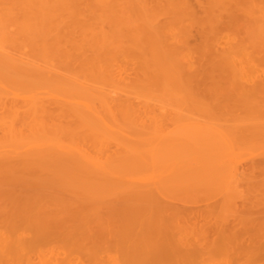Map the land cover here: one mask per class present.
<instances>
[{
  "label": "bare ground",
  "instance_id": "6f19581e",
  "mask_svg": "<svg viewBox=\"0 0 264 264\" xmlns=\"http://www.w3.org/2000/svg\"><path fill=\"white\" fill-rule=\"evenodd\" d=\"M11 1H12L13 5H11V6L7 5V8L4 7V8H6L5 10H7L8 13L7 12L6 13L8 15H9V12L12 10L11 7L14 6V10L18 14V16L22 15L25 18H30L32 20H35V22L37 21L36 24H40V25L42 24V22H47V21L51 20L53 17L57 18L59 16V18L61 17L60 18V20H61L63 15H67V18H69V16H70L71 21H73L72 19L74 18L75 19V22H74L75 26H78L79 24L81 25V22L83 20L84 21L89 20L87 22L92 25V27L89 26L92 28V30H89V33H88V31L84 30L81 32L82 35H86L87 33L90 34L91 32H93L95 34V36L97 35L99 37L96 36V41L91 40V43H89L90 42L89 37L88 38L85 37L84 40L86 41L88 39L87 42L83 41L84 45L81 42V45H83L85 48H86V46H87V48L88 47L90 48L89 45L90 44L93 45L95 43V46L93 45L94 46L93 47L91 45V48L89 49L90 52L92 51V53L94 54V55L92 54V59H93L92 64L90 63V61H92V60L89 58V63H90V65H89L88 60L86 58V55L88 57H91V56H89L88 54H86L84 52L81 53V55H79L78 58L75 56L76 59L73 58L75 60H72V58L69 57L70 54L66 53L67 54L66 55L65 52H63V53L66 56L64 55L63 57H60V55H58V54H59V52L61 54L62 50H58V49L62 48V46H63L62 42H64V41L61 40L62 42H60L59 40H57V41L54 40L56 36L52 37L53 40L55 41V43H53V47L51 46L52 45L51 43L53 40L51 39L52 41L50 42V38H49L50 44L48 46L51 48H54L55 50H56L55 47L60 46V45L61 46L57 48V51L49 50L48 47H46L44 44L45 43H46V45L48 44L47 42H45V41H48V39L46 37L50 36V33L52 34L53 32H50L49 34H47V33L42 34L41 33V35H40V32L36 28L38 34L40 35V36H36V37H39V39H41V40L37 41L38 39L36 38L37 42L34 40L33 43L41 44V46L43 47L42 48L39 45L38 49H36V52H37V50H39L40 47L42 48V49L40 48V50H39V51L42 50L41 51L42 52L41 62H42V60H44L45 53H48L49 51H52V52H50L51 55H54V53L56 54V52L59 51L58 54L56 55V57L58 56L60 58V60L64 57L66 58L68 56L66 58V60H68V62L69 61L70 62L68 64H66L67 63L66 60L63 59L66 62V63L64 62L66 65V68H63L62 70L60 68V73H59V71H58L59 69L53 70L54 68L52 69L51 66L48 65V64H50V65H52V64L47 63V62H51L50 60L48 61L47 57L45 58L47 61L44 60L45 64L43 62V65H44L43 66V65H40L39 62H37V64L35 61L31 62L32 60L28 56L29 55L28 53H30L31 50L30 51L27 50L28 53L26 51L27 55L26 54L25 55L27 56L28 59H26V57L23 58L24 56H21V55L22 54L24 55V53H22V54L18 53V51H15L16 49H14L15 52L7 50L8 49L7 47L9 46V44L12 47H14L13 42L14 41L16 42V40L13 39V41H12V37L16 38L17 35L15 36L14 33H13V35L11 33L12 37L10 36L11 38L9 37L10 39H7L5 37H7L8 34L6 33L7 34L6 35L5 32H4V34L2 32H0L3 35H5L4 38L8 41V43H6V44H8V46H6L5 43H3V45H0V109L2 107H4L5 110H8V112L10 113V116H11V114H16V115L18 113L21 114V112L23 111L22 113H24V118L22 121V123H23L22 126H25V129L31 130L30 132L27 130L28 133H30L29 136L27 134H25V131L23 129H21V127L19 128V126H21V125H19V123L16 122L17 117H13V115L11 117L8 116L9 119H7V120L5 118H1V119H3V121L0 119L1 120L0 126L3 130L4 135L2 133L1 134L5 138L4 141L0 139V184L1 185H6V184L25 185L26 187H29L28 189L22 190V191H18L16 189H9V190L3 189L2 192L0 191L2 197H6V198H8V196H14L15 197L14 198L15 201H13V203H12L13 206L10 209L5 210V213L0 214V216L3 215V217H1L2 219L0 218V222H2L3 219H5L3 221L5 223L2 222L0 225V253L2 254V255H0V261H2L1 256H2V258H5L7 256V258H5V259H9V260H10L11 256H12V259H14V257L16 256V258H15L16 260H18L20 257H21V260L24 258L26 259V257H28L30 254H32V252L29 253L28 251H30V249H32L33 246H34V248H36L43 241L44 242H46V241L47 242H50V241L55 242L56 241L55 243H57V244H59L61 242L62 245L61 244L60 245L63 247H65V245H70V244H73V245L80 247V248L86 247L88 249V254H89V252L95 251L94 256L97 254H98V257H99V255H102V259L95 256V258H97L95 260H99L97 262L102 263V264H109L110 261H107L108 259L106 261H104L103 257H105L106 255L103 256L102 253L99 254L97 252L100 249L104 248V246L106 244L116 246L118 243L117 242L118 238L121 237L119 235H118L119 236L118 237L116 232H119L118 230L123 229L124 231H126V235H124V237H123L124 241H122L120 243L123 245L122 247L125 249V250L123 249L124 254H125V257H124L125 259H123L124 261L122 260V262L117 261V260L114 261V259L117 258V257H115L114 259L112 258L113 261H111L110 264H159V261H161V260L156 261V259H159L158 257L162 256V254L165 253L164 250H166L165 249L166 246L163 245L164 241L162 239L165 238L166 235H167L166 237H168L171 234V232L169 233L168 232L169 230H167L169 225L167 226V228L164 226L167 224H164L163 222L167 223L166 222L167 218H169V217H167V218L165 217L166 218L165 219L164 214L169 212L170 217H171V214L178 216L179 213H182L181 210L183 209L181 207L182 209L178 210V208H176L175 206H173L171 204H168V202H166V201H165L166 203L163 202V199L160 200L161 197L164 198L162 195L164 193L166 194L170 191L178 190V187H180V186H183V187L186 186L184 181L189 186H197V184H201L202 186H206L208 184V182L209 181L211 182L212 180H213L212 183L215 182V185H216L219 182L224 181L223 183H219V186H221V184H224L225 182H227V184H228L227 187H229L233 183L232 181H234L233 178L235 177L234 174H232V172L225 173V171L226 170L228 171L229 168L226 170L224 169V162H223V158L221 157V155L223 156V154L220 152L221 149L223 148L225 150V147H227V146L223 147L224 144L221 145V143L223 142V140L225 138L224 137L225 132L224 133L222 132L224 130L223 129L224 127L222 128L220 126L221 130L222 129L223 130L219 131L218 130L219 127H217V129H215V127H212L213 123L212 122L210 123V121H209V123L212 126L205 125L206 127H203V129H202V127L199 126L200 123H198V125H196V126H193V127L191 126V128L189 127L190 128L189 132H188V128H187V134H186L185 133L186 132L185 126H187L188 124L192 125L193 123L190 124L188 121V123L185 126H183L185 128V130L182 129L183 127L178 126L179 121H178V113H177L178 110L177 109H179L178 104L180 103V102L178 103V101H179L178 89L180 91V90H182V89H180V87L181 88L183 87L186 89L187 95L192 96L193 94L197 93L195 91L199 87L198 86L199 83L197 84L198 87L196 86L197 88L193 87L195 85L194 80L196 82L200 81V79L201 80H208L209 79L211 81L217 80V79L222 77V71L224 69H227V68L230 70V74H232V76L234 77L233 78L234 82H236V83H238L237 80H239V79L244 80V81L246 80V82H245L246 84H247V81L260 83L261 79H259V81H258V77H261V76L260 75L258 76L257 74L255 76V74L253 73V69L256 68V64L260 65L261 63L260 64L255 63V61L258 59H256V60L253 59L254 64H255V66H253L254 64H253V62H251L252 59L250 58V56H252V54L256 55L255 53H257V52L255 49H257V51L258 50L261 51V52H258L259 54L260 53L263 54V52H264L263 49L260 48L261 49L260 50L258 47H254V46H256L255 44L252 46V44L254 42L252 43L251 41L256 42L257 41L255 39L256 36L254 39L252 38L254 36H250L252 38V40L250 38V41H249V44L251 42L250 47L255 50L254 51L253 49H250L251 51H253L252 53L250 52V50H247L244 48L246 46L243 43L247 42L248 40H246L243 37H240V38H243L242 42H241V39L239 41V37H238V39H236L237 37H235V39L233 37V39H234L233 43H235L236 46H235V44H234V46H233V44H229L230 47L228 49L218 48L217 46L221 45L220 42L222 40L220 41V39L222 37L220 38V36H219L221 31H220V33H218L219 30L217 28L218 27L217 19L219 18V15H221L223 12L226 13L227 11H229V9L228 8L226 9V7L222 6L224 3L223 2L221 4V6H219L220 10H221L220 11L221 14L218 15V14L213 12V8H212L211 4L208 3V1H209L208 0L207 1L208 6L205 5L206 6V7L204 6L205 9L203 8L206 12V13L204 12V15L207 14V16H208L207 17L208 18L207 19V22H208L207 25L209 24L208 29H210V31H207L206 33L212 32L211 34H213V37L210 38V33H209V37H207V35H205V39L203 38L204 39V43H203L204 46L202 44L203 48H202L201 52L197 55L198 57H197L196 61L195 60L193 61V59H194L193 52L191 50H188V49L186 50V44H187V42H189L188 41L189 37L187 38V36H186V38H187L186 39L185 35H188L187 33L189 32V30L188 29H186L185 31L182 30L183 32H186V31H188V32H186L184 34H179L180 38L175 37V38H177V39H175L172 37L174 40L173 41L171 40L172 41V45H171L170 44L171 38H168L166 36V35H168V34H166L168 32L163 34L164 26H166V25L163 26V25L159 24V22H157L158 20L156 21V19H154V18H156L157 14L154 13L155 14L154 15L152 12L148 13L147 7H146V2H145L147 0H134V1L131 0V2H135L137 4L138 8H140L139 11L141 12V15L139 14L138 10L135 9L134 11H136V13L138 12V15L142 16V19L140 18L141 19L140 23H138V20L137 21L135 20L136 21L135 24L132 23V25H135L134 27H137L134 29H133V27L132 28L126 27L125 29H120L118 27H123L124 24H126L124 22V20L123 21L119 20L121 22V24H122V22H124L122 26H119L117 24L119 22L114 24V21H113L114 19L112 20V18H110L111 13H114L113 15L115 18L116 14H115V11L113 12V10H114L115 5L118 3V0H11ZM172 1H173V4H172ZM172 1L169 0V2H171V3H169L171 8H174V10H175V8L178 6V9L180 12L183 10V11H187V15L191 14V19H193L192 16H195L197 14L194 12L195 8L193 9L192 5H190V3H189V0H180V3L184 6L183 8H181L179 0H172ZM198 1H200V0H198ZM202 1L204 3L205 0H202ZM223 1H225V5L227 6L228 1L227 0H223ZM253 1L256 2L257 8L259 9V11L262 14V18L259 19L258 16L255 15V12H253V16L255 15L257 19L255 18V16H254V18H252V12H248L249 10H247V12L250 13L249 14V15H251L250 18L257 20V21L252 20L254 23H257V22L262 23V25H260V28H259L261 31L258 29H255L254 27L253 28L255 30H257L256 34H254V35H257V33H259V31L261 32V36H260V33L257 36L260 37V39L262 37L263 42L259 43V44H260V46L261 45L264 46V0H253ZM239 2H238V4H240ZM7 3H8V1H7ZM7 3H5V4H7ZM10 3L11 2L9 0L8 4H10ZM135 3L134 4L131 3V4L135 5V7H136ZM154 3H155V1H154ZM219 4H220V2H219ZM234 4H237L236 0H235ZM247 4H250V3H247ZM120 5L123 6V4H120ZM147 5H149V4L147 3ZM164 5H165V2H164ZM166 5H167V7H169L167 2H166ZM201 6L203 7L202 3H201ZM249 6L251 9L254 10L253 5H252V7H251V5H249ZM228 7H230V6H228ZM0 9H2V8H0ZM130 9H131V7H130ZM200 9H201V7H200ZM230 9H231V7H230ZM245 9H244V13H245ZM122 10H124V9H122ZM152 10H154V7H153V9H150L149 11H152ZM156 10H154L153 12H156ZM166 10H168V9L166 8ZM174 10L170 11V13L173 14ZM241 11L243 12V10H241ZM2 12H3V10H2ZM124 12H126V11H124ZM176 12L177 11L175 10V14H176ZM215 12H216V10H215ZM4 13H5V11H4ZM11 13H12V11H11ZM116 13H117V11H116ZM118 13H119V11H118ZM181 13H183V12H181ZM236 13H237V10H236ZM236 13H234L233 10L228 13L229 19H228V22L226 21L228 29L234 28V30H235V28L237 27L238 23H236V22H238V21H236V20H238V18H236V15H235ZM150 14L154 15L153 16L154 20L150 18ZM164 14H165V11H164ZM261 14H260V16H261ZM12 15H11V18H12ZM119 15H120V13H119ZM177 15H179V14H176V17H177ZM180 15H182V14H180ZM258 15H259V13H258ZM111 16H112V14H111ZM0 18H2V16H0ZM25 18H23V19H25ZM65 18H66V16H65ZM117 18H118V16H116V19ZM174 18H175V15H174ZM178 18H179V16H178ZM205 18H206V15H205ZM2 19L4 20V18H2ZM38 19L41 20L42 22H39ZM130 19H129V21H130ZM14 20H15V18H14ZM63 20L65 21L68 19L63 18ZM195 20L196 19H194V21ZM200 20L198 19V21H195V22H197L196 24H198V22L200 21L199 26H202V28H203V26L206 24V21H205L204 25H202L204 20L203 19H200ZM0 21H1V19H0ZM71 21H69V22H71ZM132 21L133 20H131L130 23ZM135 21H133V22H135ZM54 22H56V21H54ZM187 22H186V24L188 25ZM195 22H194V24H195ZM240 22H242V21H240ZM50 23H51V25L50 24L49 25L52 27V30H53L55 28V27H53L54 23L51 21H50ZM65 23H66V21H65ZM127 23H128V21H127ZM192 23H193V21H192ZM0 24H1V22H0ZM3 24H5V23H3ZM22 24H24V21H21V23L19 24L20 26L24 27ZM57 24H59V23H57ZM66 24H64V25H66ZM82 24H84V22H82ZM42 25L45 26V24H42ZM173 26H175V25H173ZM239 26H240V23H239ZM239 26H238V28L241 29L240 28L241 26L240 27ZM242 26H244V24ZM22 27H21V29H22ZM34 27H35V25H34ZM46 27H47V25H46ZM62 27H63V24H62ZM65 27L66 28L68 27V28L67 29L64 28V30L65 29L67 31L70 30L69 25L68 26L66 25ZM80 27H82V25L79 26L78 28H80ZM245 27H246V25H245ZM3 28H4V25L2 26V29ZM28 28L30 29V26L29 27L25 26L23 29L28 30ZM59 28H61V26H59ZM93 28H95V30H93ZM202 28H200V30ZM204 28H205V29H203L204 31L208 30V29H206L207 27H204ZM249 28H251V26H249ZM253 28H251V29L253 30ZM5 29H6V27H5ZM21 29L19 28V31ZM49 29H51V28H48L47 30H49ZM56 29H57V26H56ZM73 29H75V28H73ZM195 29H196V27H195ZM9 30H11V29H9ZM25 30H23V31L25 32ZM27 30H26L27 34H30L31 33L30 31H32L31 34L34 33L33 32L34 30L32 29V27H31V30H28V32H27ZM76 30L77 29H75V31ZM126 30H128V31H126ZM178 30H179V28H178ZM6 31H7V29H6ZM70 31H71L70 33L75 32V31L73 32V30H70ZM240 31H242V30H240ZM11 32H12V30H11ZM21 32L22 31H20V33ZM57 32L58 31L55 30L54 34H52V35L57 34ZM77 32L80 33L79 31H77ZM77 32H76V34H77ZM83 32H85L86 34H84ZM247 32L248 31H246V33ZM20 33H18V34H20ZM68 33H69V31H68ZM81 33H80V35H81ZM93 33L90 34L92 36V37L90 36L92 39H94ZM179 33H180V31H179ZM203 33L204 32H202V34ZM45 34H46L45 38L47 40L43 39L44 43H39L42 41L41 37L43 35L45 36ZM88 34H87V36H88ZM249 34L250 33H247L248 36L245 35V37L249 38ZM80 35L78 37V40L80 39V37H82ZM174 35H176V34H173L172 36H174ZM226 35H227V33H226ZM61 36H64V35L61 34L59 36V34H58V37L61 38ZM176 36H178V32H177ZM188 36H190V33ZM218 36H219V38H218ZM58 37H56V38L58 39ZM203 37H204V34H203ZM0 38H1V36H0ZM4 38H3V40H5ZM19 38H20V36H19ZM62 38L64 39V37H62ZM82 38H84V37H82ZM167 38L169 39V41ZM24 39L22 42L27 44V41L25 40L26 41L25 42ZM10 40H11L12 44H11ZM73 40H74V44L75 43L76 44L74 47L72 45L71 46L73 48H77L76 46H78L77 43H79V41L76 42V40H77L76 38ZM186 40H187V42H186ZM15 42H14V44H15ZM230 42H231V40H230ZM236 42H239L240 44L236 43ZM66 43H68V42H66ZM70 43L71 42L69 41L68 44L70 45ZM119 43L122 45L123 44L126 45L128 48L127 51H129V52L132 51V54L135 53L136 57H138L139 59L141 58L140 59L142 61L141 64H143V67L146 68V71L144 73H142L144 69L142 70L140 68L142 70V72L140 74H142V76H144V77H140L141 75H138V78L137 79L135 78L136 81H134L133 84L127 83V85H126V82H125L124 87L127 86L126 88L128 89V86L130 85L129 90L122 88V86H120V84L124 83L123 81H126V79L130 78V77H128V76L126 77L124 75L125 76L124 78H126V79L125 80L123 79V81H120L121 79L118 78L120 72H118L116 67H114V66H117L115 64H118L115 62V61L118 62V60H115V59H117L115 57V55L118 53H120V54L122 53V56H123V52H124L123 50H119L116 53V51L118 49L122 48L121 46H117V45H119ZM1 44H2V42H1ZM16 44H17V46L19 45L18 43H16ZM71 44H73V43H71ZM249 44H247L248 48H249ZM35 45H32V46L35 47ZM54 45H57V46L54 47ZM65 45H67V44H65ZM113 45H115V46H113ZM20 46L22 47L21 43H20ZM24 46L26 48L27 45H24ZM36 46H38V45H36ZM116 46L120 47V48H116ZM263 46H261V47H263ZM72 47H71V50L73 49ZM63 48H65V47H63ZM68 48H69V46H68ZM81 48L78 47V49H81ZM85 48H83V49H85ZM89 50H87V51H89ZM39 51H38V54L40 55L41 52H39ZM79 51H82V50H79ZM79 51L77 50L76 53H78ZM120 51H122V52H120ZM196 53H198V52H196ZM124 54H125V52H124ZM259 54H257V55H259ZM34 55H36V54H34ZM126 56H128V54ZM259 56H258V58H259ZM262 56H263V60H264V54ZM36 57H37V55H36ZM56 57H54V58L56 59ZM73 57H74V55H73ZM126 58H124V59H126ZM261 58H259V60H261V62H263ZM32 59H34V57H32ZM26 60H28V61H26ZM72 61H74V63L78 62L79 65H77L78 68H75V70L69 71V70H71L70 69L71 65H73V67H74V63ZM141 61H139V62H141ZM258 61H256V62H258ZM251 63H252V66H251ZM87 65L90 66L89 67L90 69L84 68ZM56 66H57V64H56ZM117 67H119V65ZM123 67H125V66H123ZM253 67H255V68H253ZM137 68L139 69V65H138V67H136L134 69L132 67L131 71L134 70L137 72ZM250 68H253V69L250 70ZM257 68L260 69V66H258ZM64 69H69L68 70L69 73L66 72L68 74H63V73H65L63 71ZM77 69H79V70H77ZM115 69L117 71H115ZM124 69L125 68H123V70ZM128 69H129V67H128ZM140 69H139V71H140ZM123 70H121V71H123ZM229 70H226V72ZM61 71H63V72L61 73ZM87 71L89 73H86ZM139 71H138V73H139ZM256 71H258V70H256ZM116 72H118V73H116ZM132 74H134V73H132ZM135 74H134V77H135ZM261 75H263V74H261ZM230 78H232V77L230 76ZM133 79L131 78L130 79L131 82H129V83H132ZM190 79H193V81H192L193 86L192 87L190 84V82H191ZM235 79H236V81H235ZM262 80H263V78H262ZM187 81H189V83ZM214 82H216V81H214ZM218 82H220V81H218ZM262 84L263 83L259 84V86H258L259 90L261 89L260 85H261V87H263L264 84L263 85ZM248 85H250V84H248ZM108 86H110V88ZM133 86H137V87H139V89L136 90V88H134ZM211 86H212V84H211ZM211 86H209V87L211 88ZM216 86H214V87L217 88L218 86L217 87ZM253 89H255V88H253ZM253 89H252V92L254 91ZM262 89L264 91V88H262ZM199 90H201V89H199ZM248 90H249V88H248ZM250 90H251V88H250ZM249 92L251 93V91H249ZM254 92L252 93L253 95H255ZM213 93H214V91H213ZM213 93L211 95L212 97H213V95H215ZM231 93H233V92L231 91ZM197 95L199 97V94H197ZM202 95H203V93H202ZM258 95H259V92H258L257 96H255V97L257 98ZM207 96H209V95H207ZM243 96L241 95V97H243ZM261 96L262 95H260L258 98H260ZM18 97L19 98L23 97L25 100L23 102H19L17 100ZM193 97H194V95H193ZM263 97H264V95L261 98H263ZM136 98H144L145 100H143V101L145 102V104L149 103L147 101L148 100L151 101L150 100L151 98H153L155 100H159L160 102H164V104H166L167 100L171 101V103L167 102V104H168V106L169 105L172 106L173 111H175V114H174V112H172L173 114L171 113L173 115V118L170 117L172 119V121L174 122L173 124L175 125V128L172 129V127L170 126V125H173L172 123L167 124V125H169V127H167L169 129L164 128L163 126L166 125L165 123H163L164 120H159V116L157 117V116L151 115L152 114L151 112H153V115H157V113L154 114V112H155L154 110H156V108H155L156 104L160 103L158 101L156 104L155 103L154 104L149 103V104H146L143 106L144 113H146V115L149 118H152V117L156 118L157 117L158 121H157V119H156V121L153 120V124L148 125L147 122H145V120L143 119L144 117H141L143 109H140V110L138 109L141 113V115L139 114L140 118H142L140 120V118L135 114L137 112V107H136L137 104L135 105V103H134V100ZM188 98H190V97H187V100H188ZM234 98H236V97H234ZM240 98H237L238 101H240L239 100ZM261 98H260V100H261ZM204 99H205V96L202 100L198 99V101L201 100L200 102L202 104H205L207 99L206 100H204ZM210 99H212V98L210 97ZM253 99H254V97H253ZM180 100H181V98H180ZM193 100L194 99H192V101ZM196 100L193 102H191V101L190 102L192 104H194V102H196ZM225 100H227V99L225 98ZM225 100L222 99V101H225ZM243 100H244V98H243ZM138 101H140V100H138ZM136 102H137V100H136ZM200 102H198V105ZM141 103L142 102L140 101V105H139V102H138L139 107L141 106ZM182 103H184V102H182ZM218 103H221V102H218ZM162 104L163 103H161V105ZM209 104H210V102H209ZM209 104H206V106L205 105H202V106H205L203 108H206V107L208 108ZM159 105H157V107H159ZM234 105H236V103L233 104V106ZM243 105L246 106L247 104L245 105L242 103V107H243ZM165 107H166V105H165ZM165 107L163 105V107L160 106L159 108H162L160 110H163ZM141 108H142V106H141ZM151 108H153L154 110ZM174 108H176V109H174ZM182 108L184 109V107H182ZM199 108H202V107H199ZM235 108H237V107H235ZM245 108L246 107L243 108L244 112L246 110ZM262 108L264 109V107H262ZM233 109H234V107H233ZM164 110H167V108ZM164 110H163V113H164ZM221 110H222V108H221ZM243 110H241V111H243ZM238 111H240V110L237 109V113H238ZM247 111L249 112V110H247ZM256 111H258V110H256ZM259 111H262V110L259 109ZM6 112L7 111H5V113ZM149 112L151 114H147ZM167 112H166V114H167ZM263 112H264V110H263ZM5 113L3 112V114H5ZM205 113L210 115L209 113H211V112H205ZM228 113H230V112H228ZM231 113H230V115H231ZM160 114H158V115H160ZM168 114H169V116L171 115L170 111ZM234 114H235V112H234ZM212 115H214V114H212ZM243 115L246 116V114H243ZM247 115H248V113H247ZM261 115L262 114H260V116ZM56 116L59 117L58 119H60V121H65L67 119L66 121H68L69 124L67 122L68 125L66 124V126H65L64 124L66 123V121H65V123L62 122V124H61L59 120H58L59 123L57 122L58 123L57 124L55 122V121H57ZM150 116H152V117H150ZM169 116L168 115L166 116L167 119H169ZM223 116L225 117V115H223ZM245 116H243V117H245ZM258 116H259V114H258ZM0 117H2V116L0 115ZM243 117H242V119H243ZM250 117L253 118V116H251V115H250ZM261 117L264 118L263 115ZM155 118H152V119H155ZM230 118L231 119L233 118L232 115L230 116ZM18 119L20 120V118H18ZM161 119H163V116ZM227 120L230 121L229 118ZM233 120H234V118H233ZM159 121H160V123L162 122V124H160ZM172 121H170V122H172ZM244 121H246V119ZM250 121H251V119H250ZM259 121H260V119H259ZM124 123L126 126L129 127V129L131 128L130 130H132L133 128L140 127V129L142 128L143 131L139 132L137 134L132 133L133 135L131 136L129 134V131H127L128 127L126 128L123 126ZM250 123H252V122H250ZM261 123H262V120H261ZM261 123L259 124L256 122L255 124H257V125L254 124L255 125V126L253 125L254 127L249 126L251 128H254V132L252 131L255 135L254 137L259 136L260 134L264 135V125H262V124H264V122L262 124ZM246 125H247V123H246ZM248 125L246 126V129H247ZM144 127H146V128L148 127L147 128L148 130H144L145 129ZM178 127L181 128V131L182 130L184 131V134H186L185 137L178 133V129H179ZM170 128H171V130H170ZM151 129H153V130H151ZM229 130L230 129H228V131ZM245 130L242 133L243 135L241 134L243 139H241V140L239 139L240 141L243 140V142L245 141L244 140L245 139L244 133L247 131V130L246 131ZM250 130H252V129H250ZM225 131L227 132L226 135L228 133L232 134V132H228L227 130H225ZM131 132H133V131H131ZM235 132H236V130H235ZM238 132H236V133H238ZM248 132H250L252 134L251 131H248ZM240 133H241V128H240ZM250 133H249V135H246L248 137V139L249 138L252 139V137H250L251 136ZM178 134L180 135L179 136L180 138L178 137ZM229 135L227 136L228 138H229ZM263 135H262V137H264ZM66 137L68 140H66ZM237 137H236V139H237ZM228 138H225V139H228ZM233 138H235V137H233ZM251 139H249V141ZM239 140H238V142H239ZM229 141L230 140H228V141L226 140L227 143H231ZM252 141H253V139H252ZM224 142H225V140H224ZM113 145H115L117 147V149L115 152L110 153L111 152V151H109L111 149L110 147ZM242 147H243V145H242ZM184 148L188 149L187 152L190 153L188 156L182 155L185 153V152L183 153L182 151H186V150H183ZM114 150H112V151H114ZM230 150H232V149H230ZM191 151H192V153H194L193 155H192ZM222 152H223V150H222ZM180 153H182V154H180ZM229 153H231V152H229ZM225 154H224V156H225ZM232 154L234 155V151H233V153H231V156H232ZM224 158H227V157H224ZM263 161H264V159H263ZM260 163H261V161H260ZM230 166H233V165L230 164ZM236 167H234V168H236ZM263 167H264V165H263ZM252 168H254V166ZM135 169L139 171V174H136L135 172H133ZM234 171H235V169H234ZM241 171L242 170H240V172ZM262 174H263V172H262ZM188 180H189V182H188ZM191 183H193V184L191 185ZM40 184H41V186H44V187H41ZM178 184H180V186H178ZM47 186H49V187L53 186L54 191L53 192L49 191L48 190L49 187H47ZM210 186H212V185H210ZM237 186H238V183H237ZM35 187L44 188L45 190L47 187V190L44 191L43 193L38 192V191H34V189L30 190V188H35ZM212 187H214V186H212ZM180 188H182V187H180ZM238 188H239V186H238ZM263 188H264V185H263ZM228 189H227V191H228ZM195 190H196V188H195ZM229 192H231V191H229ZM24 193H28V195L24 194ZM66 193L68 195H71V194L74 195L75 198L81 197V199L84 198V199L90 200V201L95 200V201L100 202V203H98L99 205L96 207L93 206L94 208L90 213L85 212V211H87V209L85 208L86 205H85V207L83 206L85 203L80 201L81 200L80 198L78 200L79 203L77 201H75V202H72V204L67 205V203H68L67 202L66 205H64V206L62 204H64L66 200L65 201H64V199L59 200V201H63L64 203L59 202L57 204V207H54L51 209H49L48 207H42V206L41 207L33 206L30 208L27 207L30 200L37 197V196L44 197L45 194H50L51 196H53V198L57 197V198L61 199V197L63 198V196H65ZM39 194H41V195H39ZM201 195H202V193H201ZM232 196H234V195H232ZM142 200L146 201V208H149V207L151 208L150 205L152 204V208L154 209V211H156V212L158 211V212L156 214H155V212L151 213V214H147L146 208H142L143 207ZM174 201L176 202V200H174ZM227 204H228V202H227ZM60 205L63 206L62 207L63 209H65L63 211V213L58 211L59 208L61 207ZM66 208H68V209H66ZM184 210H186V209L184 208ZM184 210H183V213L181 214L182 219L183 218L185 219V216L187 219V218H189V217H187V215L183 216V214H185ZM186 211H188V210H186ZM262 212H264V210ZM159 215H160V218H164V219H162V221L159 218ZM181 215H179V216H181ZM155 216L159 218L158 221H154V220H157ZM153 217H154V219H153ZM150 218H152L153 220ZM256 218L257 217H255V219ZM171 219L169 218L170 222H172L174 220L172 217H171ZM246 219H247V217H246ZM263 220H264V218H263ZM263 220H261V222ZM175 221L177 222L178 220H175ZM249 221H248V223H249ZM244 222L246 223L245 220H244ZM251 222H253L252 219H251ZM2 224H5V226ZM210 224L213 226L214 225L213 221H212V223L210 222ZM228 225H231V224H228ZM252 225L253 224H251V226H249L250 229L252 227H254ZM262 225H263V223H262ZM262 225H261V228H262ZM133 227L136 229L137 228H140V229L136 231ZM207 227L209 228V226H206L205 228H207ZM234 227H236L235 224H234ZM249 227H247V228H249ZM163 228H165L166 231L162 232ZM174 228H177V226ZM201 228H203V227H201ZM255 228H256V226H255ZM132 229L135 230L134 231L135 235L131 234V232L133 231ZM263 229H264V227H263ZM226 230H228V228ZM217 231H219V228ZM136 232H137V234H136ZM223 232H224V229H223ZM236 232H238V231L234 230V232H232V229H231V232H229L230 235L228 234L230 236V238L227 235H225L229 239H232V241L234 243L231 240L228 242L233 243V245L236 244L237 246H240L241 244H243L245 242L248 243V240L242 238L241 235L239 236L238 234H236ZM163 233H164V235L161 236V234H163ZM207 233H208L207 236L200 234V235L204 236L205 238H203L202 236H199V235L198 236L201 237V239L202 238L205 239L206 242L208 241V243H209L210 242L209 237H208L209 236V230ZM215 233H216V231H215ZM220 233H222V232H220ZM256 233H257V231H256ZM120 234H121V232H120ZM173 234H172V236H173ZM176 234H178V240H177L178 241L177 242V244H178V248H177L178 249V259H176V261L178 260V264H185L184 262H186V261H184V259H186L188 257L187 254L190 252L184 251V250L182 251L181 247L188 248L189 245H191L193 242L190 244V242H191L190 240H192V239L187 238L189 235L185 234L186 235L185 236L183 233L179 234V232ZM137 235H138V237L140 236V238L138 239V237H137V239L139 240V245H138V249H135L137 247L136 246L137 239L134 240L133 238H135ZM155 235L158 237H156ZM179 235L180 236L184 235L185 238L184 237L182 238ZM195 236L196 235H194L193 239L196 238ZM198 236H197V238H199ZM257 237H258V235H257ZM173 238H174V236H173ZM228 238H226V240ZM201 239L199 240V243L202 244V248L203 247L205 248V244L201 241ZM195 241H196V239H195ZM195 241H194V243H195ZM214 241H215V239H214ZM214 241H212L210 243H213ZM250 241H252V239ZM151 242L153 244H150ZM170 242H172V240ZM174 242L175 241H173V243ZM197 242H198V240H197ZM161 243L165 248L161 245ZM173 243H171V246H174L175 243L174 244ZM208 243H206L207 249H204V248L202 249V252L204 251V253H203L204 256L205 255L207 256V254L209 256V253L213 249L211 248V250H209L208 248H210L212 245H216V243H215V244H210L211 245L210 246V245H208ZM192 245L195 246V244H192ZM228 245H227V248H228ZM230 245H232V244H230ZM262 245H263V243H262ZM167 246H170V245L168 244ZM247 246H245L246 251H243L244 253L247 254L246 257H243L242 254L239 255L237 253L238 251L240 252V250H238L239 247H238V249L235 250V251L238 250L235 253H237L240 257L242 256V258H246V259H243L245 262H246V260H249L250 257L254 259L253 256H255L257 254V253H255V249L253 250V247L251 245L250 246L252 248H247ZM163 248H164V250H163ZM195 248L196 247H194L193 250H195L196 252L198 251L201 254V251L196 250ZM240 248H242V247H240ZM262 248H264V246ZM177 249H175V250H177ZM234 249H235V247H234ZM247 249H249V250L247 251ZM96 250H98V251H96ZM187 250H189V249H187ZM135 252H137V253H135ZM27 253H29V255H27ZM39 254H41V252H39ZM212 254H214V253H212ZM229 254H231V253H229ZM3 255H5V257ZM224 255H225V253H224ZM18 256H20V257L18 258ZM22 256H23V258H22ZM30 256H29V259L31 258ZM163 256H166V255L163 254ZM169 256L171 259H172V257L176 258V256L175 257L171 256V254ZM32 257H34V256H32ZM231 257H232V254H231L230 258ZM255 257H257V255ZM227 258H229V257H227ZM230 258L228 260H230ZM15 259H14L12 264H14V262L16 261ZM25 259L22 260V261H24V264L26 262H27V264H33V262H34V260H32L33 258L30 259L31 263H30L28 258H27L28 260L26 259L27 261ZM165 259H167V258H165ZM165 259H163V261ZM232 259H234V258H232ZM22 261H20V259H19V262H22ZM235 261H237V260H235ZM11 262H12V260H11ZM17 262L18 261H16V263ZM105 262H107V263H105ZM169 262L171 263V260H169ZM58 263H59V261H58ZM172 263H173V261H172ZM246 263H249V262L247 261ZM19 264H22V263H19Z\"/></svg>",
  "mask_w": 264,
  "mask_h": 264
},
{
  "label": "rangeland",
  "instance_id": "374dc122",
  "mask_svg": "<svg viewBox=\"0 0 264 264\" xmlns=\"http://www.w3.org/2000/svg\"><path fill=\"white\" fill-rule=\"evenodd\" d=\"M7 1H8V3H9V0H0V8H2V9H0V16H2V18H4V20L2 19V18H0L1 19V24H0V32H2L3 34H4V32H5V34L7 33L8 34V36L7 37H5V38H7V39H10L11 37H12V35H13V33L15 34V36H16V38L15 37H12V41H13V39L14 40H16V42H15V44H14V42H13V45H14V47H12L10 44H9V46H8V44H6V43H8V41L4 38V36L5 35H3L2 33H0V36H1V38L3 37L5 40H3V38L1 39L0 38V45H3V43H5L6 44V46H8L7 48V50H10V51H12V52H15V51H18V53H24V55L22 54L21 56H24L23 58H25L26 57V59H28L27 58V54H26V51L28 50V51H30L31 50V52L30 53H28V51H27V53L29 54L28 56H29V58L32 60L31 62H36V64H37V62H39V64L40 65H43V62H44V60H46L45 58L47 57V59H48V61L50 60L51 62H47V63H51L52 65H50V64H48L49 66H51V68L53 69V70H55V69H59L58 71H59V73H60V68H61V70L63 69V68H66V65H65V63L66 64H68L69 62H68V60H66V58L68 57H64V58H62L61 60H60V58L57 56L56 57V55L58 54V52H56V54L54 53V55H51V53L50 52H52V51H57V48L58 47H60V46H57V45H54V47L55 46H57V47H55L56 48V50L54 49V48H51V47H49L48 45L50 44V42L53 40V38L52 37H54V36H56V37H58V34H59V36L61 35V34H63L64 36H61V38L60 37H58V39L55 37V39L54 40H59L60 42H62V41H64V42H62L63 44V46H62V48H59L58 50H62L61 51V54H60V52H59V54L58 55H60V57H63L66 53H68V54H72L71 56L69 55V57H71L72 58V60H75L76 59V57L78 58L79 57V55H81V53H86V54H88L89 56H91V57H88L86 54V58H87V60H88V63H89V58L92 60V61H90V63L92 64V62H93V59H92V51L90 52V48H91V45L92 44H88L89 46H90V48L88 47L87 48V46H86V48L83 46L84 45V43H83V41L84 42H87V40L85 41L84 39H85V37L86 38H88L89 37V39H90V42L89 43H91V40L92 41H96V36H95V34L93 33V32H91V33H93L94 35H93V38L94 39H92L91 37V33L90 34H88L89 33V30H92V25L90 24V23H88L87 21H89V20H83L82 22H84V24H82V22H81V25H82V27H80V28H78L79 26H81L80 24L78 25V26H75V24H74V22H75V19L73 18L72 20L73 21H71V18H70V16H69V18H67V15H63V17H62V19L60 20V18H59V16L57 17V18H55V17H53L51 20H49V21H47V22H42L41 20H39L38 19V21L39 22H42V24H45V26H43L42 24L40 25V24H36L37 23V21L35 22V20H32V19H30V18H25V17H23L22 15H19L18 16V14L16 13V11L14 10V6H12L11 7V11H12V13H11V11L9 12V15L7 14L8 12H7V10H5L6 8H7V5H13L12 4V1L10 0V4H8L7 3ZM123 1V2H122ZM125 1V2H124ZM132 1H134V0H132ZM153 0H147V1H145L146 2V7H147V11H148V13H155V14H157V16H156V18H154V19H156V21L157 22H159V24H161V25H166V26H164V31H163V34H165L166 32H168V33H166V34H168V35H166L168 38H171L170 39V44L172 45V41L174 40L173 38H175V37H179L180 35L179 34H184V33H186V32H188V31H186V32H183V31H185L186 29H188L189 30V32L187 33L188 35H189V33H190V36H188V35H185V38H186V36H187V38L189 39L188 41L189 42H187V40H186V42H187V44H186V50L188 49V50H191L192 52H193V56H194V59H193V61L195 60L196 61V59H197V55L201 52V50H202V48H203V46H204V39H205V35H207V37H209V33H210V38L211 37H213V34H211L212 32H209V33H206L207 31H210V29H208V25H207V14H205L206 15V18H205V15H204V12H205V7L206 6H208L207 4L208 3H210L211 4V6H212V8H213V12L214 13H216V14H221L220 13V7L219 6H221V4L223 3V5L222 6H224V7H226V9L228 8L229 9V11H227L226 13L225 12H223L221 15H219V18L217 19V21H218V23H217V25H218V33H220V31H221V35L219 34V36H220V41L222 42H220V44L221 45H219V46H217L218 48H220V49H223V48H225V49H228L229 47H230V45L229 44H233V46H234V44L235 43H233V41H234V39H235V37H237L236 39H238V37H239V41H240V39H241V42H242V40H243V38H245L246 40H248L247 42H244L243 44L247 47L248 45L247 44H249V41H250V36H254V37H252L253 39L255 38V36H256V42L255 41H251L253 44H252V46L255 44L256 46H254V47H258L259 49L261 48V49H263V51H264V46L263 45H261V46H263V47H261L260 46V44L259 43H262L263 42V40H262V37H261V39H260V37H258L257 35L260 33V36H261V30L259 29L260 28V25H262V23H254L252 20H254V19H252V18H254V16L256 15V16H258V18L259 19H261L262 18V14H261V12L259 11V9L257 8V4H256V2L255 1H253V0H236V3L237 4H234L235 3V0H227L228 1V5L226 6L225 5V1H223V0H205L204 1V3H203V1L202 0H200V1H198V0H189V3H190V5H192V7H193V9H194V12L195 13H197L195 16H192V18L193 19H191V14H189V15H187V11H181V12H183V13H181L180 11H179V9H178V6L175 8V10L177 11L176 12V14H179V15H177V17H176V14H175V10H174V8H171V6L169 5V3H171V2H169V0H154L155 1V3H154V1L152 2ZM163 1V2H162ZM172 1V0H171ZM202 1V2H201ZM207 1H208V3H207ZM226 1V2H227ZM240 3V4H238V2ZM250 1V2H249ZM7 3V4H5V3ZM164 2H165V5H164ZM166 2H167V4H168V6L169 7H167V5H166ZM213 2V3H212ZM217 2V3H216ZM219 2H220V4H219ZM253 2V3H252ZM134 4L135 2H131V0H118V3L115 5V7H114V10H113V12L115 11V18H114V13H111L112 14V16H111V14H110V18H112V20L114 21V24H116L117 22H119V23H117L119 26H122L123 25V23L125 22L126 24H124V26L123 27H118V28H120V29H125L126 27H133V29L134 28H137V27H134L135 25H132V23L133 24H135L136 23V21L138 20V23H140L141 22V19H142V16H140L141 15V12L139 11L140 10V8H138V6H137V4H136V7H135V5H132V4ZM147 3L149 4V5H147ZM175 3V2H174ZM179 3H180V0H179ZM201 3L203 4V7L201 6ZM206 3V4H205ZM233 3V4H232ZM247 3H250V4H247ZM120 4H123V6H121ZM172 4H173V1H172ZM200 4V5H199ZM227 4V3H226ZM162 5V6H161ZM180 5H181V8H183L184 6L180 3ZM206 5V6H205ZM216 5V6H215ZM241 7H240V6ZM249 5H251V7H252V5H253V7H254V10L253 9H251L250 8V6ZM9 6V7H10ZM205 6V7H204ZM228 6H230L231 7V9H230V7H228ZM237 6V7H236ZM4 7H6V8H4ZM130 7H131V9H130ZM153 7H154V10H156V12H153L154 10H152V11H149L150 9H153ZM162 7V8H161ZM168 9V10H166V8ZM180 7V6H179ZM200 7H201V9H200ZM246 9H245V8ZM117 8V9H116ZM121 8V9H120ZM156 8V9H155ZM171 8V9H170ZM180 8V9H181ZM204 8V9H203ZM237 8V9H236ZM242 8V9H241ZM122 9H124V10H122ZM133 9V10H132ZM138 10V12H139V14L140 15H138V12L136 13V11H134V10ZM240 9V10H239ZM244 9H245V13H244ZM2 10H3V12H2ZM121 10V11H120ZM172 10H174L173 11V14L175 15V18H174V15L172 14V13H170V11H172ZM215 10H216V12H215ZM233 10V12L234 13H236V10H237V13L235 14L236 15V18H238V20H236V21H238V22H236V23H238L237 24V27L235 28V30H234V28L233 29H228V27H227V22H228V13L230 12V11H232ZM241 10H243V12L241 11ZM247 10H249L248 12H252V18H250V16L251 15H249L250 13H248L247 12ZM4 11H5V13H4ZM9 11V10H8ZM116 11H117V13H116ZM118 11H119V13H120V15H119V13H118ZM124 11H126V12H124ZM134 11V12H133ZM163 11V12H162ZM164 11H165V14H164ZM168 11V12H167ZM179 12V13H178ZM248 14H247V13ZM253 12H255V15L253 16ZM11 13V14H10ZM162 13V14H161ZM206 13V12H205ZM258 13H259V15H258ZM13 14V15H12ZM153 14H150V18L151 19H153V16L155 15H153ZM180 14H182V15H180ZM202 14V15H201ZM247 14V15H246ZM260 14H261V16H260ZM11 15H12V18H11ZM138 15V16H137ZM167 15V16H166ZM204 15V16H203ZM65 16H66V18H65ZM116 16H118V18L116 19ZM178 16H179V18H178ZM256 16H255V18H256ZM14 18H15V20H14ZM19 18V19H18ZM23 18H25V19H23ZM63 18L64 19H68L69 21H71V22H69L68 20H65L66 21V23H65V21L63 20ZM126 18V19H125ZM128 18V19H127ZM131 18V19H130ZM141 18V19H140ZM158 18V19H157ZM58 19V20H57ZM85 19V18H84ZM129 19H130V21L131 20H133V21H135V22H131L130 23V21H129ZM153 19V20H154ZM178 19V20H177ZM188 19V20H187ZM194 19H196L195 21H198V19L200 20V19H203L204 21H203V23H202V25H204V23H205V21H206V24L203 26V28H202V26H199V24H200V21L198 22V24H196L197 22H195L194 21ZM257 19V18H256ZM26 20V21H25ZM53 20V21H52ZM119 20H121V21H123L124 20V22H122V24H121V22L119 21ZM160 20V21H159ZM251 20V21H250ZM21 21H24V24H22L24 27L25 26H30V29L28 28V30H31V27H32V29L34 30L33 32V34H31L32 33V31H30L29 33L30 34H27L26 33V30L25 29H23L24 27H22V26H20L19 24L21 23ZM50 21L51 22H53L54 24H53V27H55L53 30H52V27L50 26L51 25V23H50ZM54 21H56V22H54ZM68 21V22H67ZM127 21H128V23H127ZM188 23V25L190 26H188L187 24H186V22ZM192 21H193V23H192ZM220 21V22H219ZM223 21V22H222ZM227 21V22H226ZM240 21H242V22H240ZM247 21V22H246ZM250 21V22H249ZM254 21H257V20H254ZM10 22V23H9ZM13 22V23H12ZM19 22V23H18ZM194 22H195V24H194ZM202 22V21H201ZM3 23H5V24H3ZM7 23V24H6ZM57 23H59V24H57ZM71 25H70V24ZM239 23H240V26H239ZM35 25V27H34V25ZM50 24V25H49ZM57 24V25H56ZM62 24H63V27H62ZM64 24H66L67 26L69 25V28H70V30H73V32L75 31V29H77L74 33H70L71 31L70 30H68L69 31V33H68V31L66 30L67 28L65 27L66 25H64ZM74 24V25H73ZM121 24V25H120ZM131 24V25H130ZM170 24V25H169ZM191 24V25H190ZM244 24V26H242ZM4 25V28L2 29V26ZM7 25V26H6ZM18 25V26H17ZM46 25H47V27H46ZM61 26V28L64 30V28H66L64 31L61 29V28H59V26ZM86 25V26H85ZM126 25V26H125ZM173 25H175V26H173ZM194 25V26H193ZM245 25H246V27H245ZM56 26H57V29H56ZM89 26H91V27H89ZM160 26V25H159ZM162 26V27H163ZM223 26V27H222ZM238 26L241 28V29H239L238 28ZM249 26H251V28H255V29H258V30H260L259 31V33H257V35H254V34H256V32H257V30H255L254 28H253V30L251 29V28H249ZM5 27H6V29H7V31H6V29H5ZM10 27V28H9ZM21 27H22V29L23 30H25V32L21 29ZM177 27V28H176ZM184 27V28H183ZM195 27H196V29H195ZM204 27H207L206 29H208V30H203V29H205ZM210 27V26H209ZM244 27V28H243ZM14 28V29H13ZM19 28L21 29L20 31H22L21 33H20V31H19ZM38 29V31L40 32V35H41V33L42 34H44V33H47V34H49L50 32H53L52 34H54V31L56 30V31H58L57 32V34H55V35H52L51 33H50V36H47L46 37V34H45V36L43 37H41L42 38V41L41 42H39V43H44L43 42V39H45V40H47L48 39V41H45V42H47L48 44L46 45V43L44 44L46 47H48V49L49 50H52V51H49L48 53H45V55H44V60H42V62H41V56H42V50L41 51H39L40 50V48L42 47L41 46V44H36V43H33L34 42V40L36 41V38L38 39L37 41H39V40H41V39H39V37H36V36H40L39 34H38V32H37V29ZM48 28H51V29H49V30H47ZM73 28H75V29H73ZM130 28V29H131ZM176 28V29H175ZM178 28H179V30H178ZM191 28V29H190ZM200 28H202L201 30H200ZM223 28V29H222ZM246 28V29H245ZM9 29H11L12 30V32H11V30H9ZM129 29V28H128ZM132 29V30H133ZM175 29V30H174ZM28 30H27V32H28ZM84 30H86V31H88V36H87V34L85 33V32H83L84 34H86V35H82V31H84ZM93 30H95V28H93ZM183 30V31H182ZM240 30H242V31H240ZM9 31V32H8ZM36 31V32H35ZM77 31H79L80 33H81V35H80V33H78ZM126 31H128V30H126ZM179 31H180V33H179ZM241 33H240V32ZM245 31V32H244ZM246 31H248L247 33H250L249 34V38L248 37H245V35L246 36H248L247 35V33H246ZM67 32V33H66ZM76 32H77V34H76ZM96 32V31H95ZM177 32H178V36H176L177 35ZM182 32V33H181ZM202 32H204L203 34H204V37H203V34H202ZM233 32V33H232ZM11 33H12V35H11ZM18 33H20V34H18ZM37 33V34H36ZM56 33V32H55ZM173 35V34H176V35H174V36H172L171 34ZM226 33H227V35H226ZM236 33V34H235ZM246 33V34H245ZM6 34V35H7ZM36 34V35H35ZM71 34V35H70ZM73 34V35H72ZM229 34V35H228ZM241 34V35H240ZM3 35V36H2ZM35 35V36H34ZM52 35V36H51ZM79 35L80 36H82V37H84V38H82V37H80V39L78 40V37H79ZM234 35V36H233ZM240 35V36H239ZM11 36V37H10ZM19 36H20V38H19ZM91 36V37H90ZM219 36H218V38H219ZM10 37V38H9ZM18 37V38H17ZM47 39H46V38ZM62 37H64V39L62 38ZM77 39L76 40V42H78L79 41V43H77V45L78 46H76L77 48H73L74 46H75V44H74V40L73 39H75V38ZM97 37H99V36H97ZM173 37V38H172ZM201 37V38H200ZM233 37H234V39H233ZM240 37H243V38H240ZM25 38V39H24ZM49 38H50V42H49ZM60 38V39H59ZM72 38V39H71ZM82 38V39H81ZM167 38V39H168ZM180 38V37H179ZM186 38V39H187ZM204 38V39H203ZM230 38V39H229ZM252 38H251V40H252ZM258 38V39H257ZM23 39H24V41L26 40L27 41V44L26 43H23L22 41H23ZM52 39V40H51ZM175 39H177V38H175ZM233 39V40H232ZM244 39V40H245ZM30 40V41H29ZM52 41V47H53V43H55V41ZM62 40V41H61ZM73 40V41H72ZM81 40V41H80ZM172 40V41H171ZM230 40H231V42H230ZM4 41V42H3ZM25 41V42H26ZM29 41V42H28ZM36 41V42H37ZM69 41L71 42V43H73V44H71L70 43V45L68 44L69 43ZM168 41H169V39H168ZM176 41V40H175ZM203 41V42H202ZM237 41V40H236ZM1 42H2V44H1ZM10 42H11V40H10ZM32 42V43H31ZM66 42H68V43H66ZM81 42L83 43V45H81ZM230 42V43H229ZM251 42H250V44H249V48L247 47H244L245 49H247V50H250V49H253V48H251L250 46H251ZM16 43H18L19 45L17 46V44ZM20 43L22 44V47L20 46ZM31 43V44H30ZM67 44V45H65V44ZM94 43V42H93ZM174 43V42H173ZM236 43H239V42H236ZM247 43V44H246ZM11 44H12V42H11ZM38 45V46H36V45ZM58 44V43H57ZM202 44H203V46H202ZM240 44V43H239ZM24 45H27L26 46V48H25V46ZM32 45H35V47L34 46H32ZM39 45L41 46L40 48H39V50H37V52H36V49H38V47H39ZM65 45V46H64ZM73 47H72V46ZM94 46H95V43L93 44ZM92 45V46H93ZM116 45V44H115ZM115 45H113V46H115ZM181 45V44H180ZM242 45V44H241ZM24 46V47H23ZM68 46H69V48H68ZM73 48L72 50H71V47ZM93 46V47H94ZM117 46H121L122 48H120V47H117ZM116 46V48H120V49H118L117 51H116V53L119 51V50H123L124 52H125V54L127 55L128 54V56H126L125 54H124V52H123V56H122V53L120 54V53H118V54H116L115 55V57L117 58V59H115V60H118V62L117 61H115L116 63H118V64H115V65H119V67H117V66H114V67H116V69L118 70V72H120L119 73V79H121L120 81H123V79L125 80L126 78H124L125 76L127 77H130V78H127L126 79V81H123L124 83H122V84H120V86H122V88H125V89H127L126 87H124V85H125V82H126V85H127V83L128 84H133V82L134 81H136V79L138 78V75H141L140 77H144V76H142V74H140L141 72H142V70H143V72L142 73H144L145 71H146V68H144L143 67V64H141L142 63V61L138 58V57H136V55H135V53H133L132 54V51H127L128 50V48H127V46L126 45H122V44H120L119 43V45H117ZM124 46V47H123ZM235 46H236V44H235ZM5 47V46H4ZM17 47V48H16ZM63 47H65V48H63ZM78 47L79 48H81V49H78ZM92 47V48H93ZM188 47V48H187ZM232 47V46H231ZM25 48V49H24ZM32 48V49H31ZM43 48V47H42ZM41 48V49H42ZM83 48H85V49H83ZM114 48V47H113ZM115 48V49H116ZM197 48V49H196ZM201 48V49H200ZM14 49H16L15 51H14ZM23 49V50H22ZM67 49V50H66ZM260 49V50H261ZM22 52H21V51ZM66 50V51H65ZM77 50L79 51V50H82V51H79L78 53H76L77 52ZM87 50H89V51H86ZM94 50V49H93ZM196 50V51H195ZM254 50V49H253ZM256 50V52L257 53H255L256 55H254V54H252V56L254 57H252V56H250V58L252 59V61L251 62H253V64H254V60L253 59H258L259 60V58H261L262 59V61L264 62V60H263V54H264V52H263V54H259L258 52H261V51H257V49H255ZM254 50V51H255ZM24 51V52H23ZM34 51V52H33ZM38 51L39 52H41V54L39 55L38 54ZM63 52H65V54L63 53ZM75 52V53H74ZM94 52V51H93ZM120 52H122V51H120ZM185 52V51H184ZM196 52H198V53H196ZM248 52V51H247ZM250 52L252 53L253 51H251L250 50ZM17 53V52H16ZM249 53V52H248ZM250 53V54H251ZM26 54V55H25ZM34 54H36L37 55V57H36V55H34ZM49 54V55H48ZM78 54V55H77ZM121 56H120V55ZM249 54V55H250ZM257 54H259V55H257ZM33 55V56H32ZM47 55V56H46ZM67 55V54H66ZM65 55V56H66ZM73 55H74V57H73ZM94 55V54H93ZM119 55V56H118ZM130 55V56H129ZM134 55V56H133ZM196 55V56H195ZM53 56V57H52ZM76 56V57H75ZM258 56H259V58H258ZM32 57H34V59H32ZM54 57H56V59L54 58ZM127 57V58H126ZM256 57V58H255ZM59 58V59H58ZM73 58H75V59H73ZM120 58V59H119ZM124 58H126V59H124ZM66 60V62L64 61V60ZM125 60V61H124ZM258 60H256V61H258ZM26 61H28V60H26ZM47 61V60H46ZM60 61V62H59ZM139 61H141V62H139ZM255 61V63H261L260 65H258V64H256V68L255 67H253V68H255L256 70H258V71H256L255 69H253V68H250V70L251 69H253V73L255 74V76H256V74L259 76H261V77H258V81H259V79H261L260 80V83L259 82H252V81H247V84L245 83L246 82V80L244 81V80H237V82L238 83H236V82H234V77L232 76V74H230V70L227 68V69H224L223 71H222V77L221 78H219V79H217V80H213V81H211V80H201L200 79V81H195L194 80V86L192 85V81H193V79H190L191 80V82H190V84H191V87L193 86L194 88H197L198 86V89H196V91L195 92H197V93H195V94H193L194 95V97H193V95L191 96V95H187V91H186V89L185 88H181L180 87V89H182V90H180L179 91V89H178V99H179V101H178V103L180 104H178V108L179 109H177L178 110V126L180 127H183V126H185L187 123H188V121H189V123L190 124H192V125H187V126H185L186 127V134H187V128H188V132H189V129L191 128V126L193 127V126H196V125H198V123H200L199 124V126H201L202 127V129H203V127H206L205 125H209V126H212V127H215V129H217V127H219L218 128V130L219 131H222L223 129V133L225 134L224 135V137L225 138H228L227 136L229 135V138L228 139H225L224 138V140H225V142H226V140L228 141V140H230L229 142H231V143H225L224 142V140H223V142L221 143V145H223V147L224 146H227V147H225V150L222 148L221 149V153L223 154V156L221 155V157L223 158V162H224V169L226 170V169H228V171L226 172L225 170V173H229V172H232V174H234V178H233V180L234 181H232L233 183V185L231 184V186H229V187H227V182H225L224 184H221V186H219V183H223L224 181H222V182H219L218 184H216L215 185V182L214 183H212L213 182V180L210 182H208V184L206 185V186H202L201 184H197V186H189L185 181H184V183H185V185L186 186H180V184H178V186H180V187H182V188H180V187H178V190H174V191H170V192H168V193H164L162 196L164 197V198H160V200H162L163 199V202H168V204H171V205H173V206H175L176 208H178V210H181L182 208V213H183V210H184V208L186 209V210H188V211H186V210H184V212H185V214H183V216L184 215H187V217H189V218H187L186 219V216H185V219L183 218L182 219V213H179V215H181V216H175V215H172L171 214V217L174 219L172 222H170V220H169V218L171 219V217L169 216L170 214H169V212L168 213H163L165 216H164V218L166 217H169V218H167V223H165V222H163L164 224H167V225H164L166 228H167V226H168V229L167 230H169L168 232L170 233L171 232V234L168 236V237H166L165 236V238H163L162 240L164 241L163 242V245L164 246H166V248L162 245V243H161V245L166 249V250H164V248H163V250H164V252L165 253H163L164 255H166V256H163V254H162V256H160V257H158L159 259H156V261H159V260H161V261H159V264H171L172 263V261H173V263L172 264H178V260L176 261V259H178V244H177V240H178V234H176V233H178L179 232V234H186V235H189L187 238H190V239H192V240H190L189 242H190V244L192 243V244H195V246L194 245H189V247L188 248H183V247H181V249H182V251L184 250V251H188V252H190V253H188L187 254V258L186 259H184V261H186V262H184L185 264H264V248H262L263 246H264V229H263V225H264V220H263V218H264V212H262L264 209V188H263V183H264V167H263V165H264V161H263V159H264V137H262V135L263 134H260L259 136H256V137H254L255 135H254V128H251V127H249V126H252V127H254L255 125H257V124H255L256 122L257 123H261V120H262V123L264 122V118L263 117H261L262 115L264 116V112H263V108L262 107H264V97L263 98H261L263 95H264V91H263V89L262 88H264V63L263 62H261V60H259L258 62H256ZM65 62V63H64ZM73 63H74V61H72ZM90 63H89V65H90ZM122 63V64H121ZM263 63V64H262ZM44 64H45V62H44ZM56 64H57V66H56ZM63 64V65H62ZM127 64V65H126ZM134 66H133V65ZM139 65V69H140V71H139V69L137 68V72L136 71H134V70H132L131 71V69H132V67H133V69L134 68H136V67H138V65ZM59 65V66H58ZM65 65V66H64ZM77 65H79L78 64V62H76V63H74V67H73V65H71V70H69V69H64L63 71L65 72V73H63V74H68L69 72H68V70L69 71H72V70H75V68H78V66ZM89 65H87V66H85L84 68L86 69H90L89 67ZM125 66V67H123V66ZM130 65V66H129ZM137 65V66H136ZM263 65V66H262ZM44 66V65H43ZM251 66H252V63H251ZM253 66H255V64L253 65ZM258 66H260V69H258L257 67ZM262 66V67H261ZM128 67H129V69H128ZM68 68V67H67ZM122 68V69H121ZM123 68H125L124 70L126 71H124L123 70ZM128 70H127V69ZM115 69V71H117ZM77 70H79V69H77ZM121 70H123V71H121ZM136 70V69H135ZM226 70H229V71H227L226 72ZM63 71H61V73L63 72ZM89 71V70H88ZM86 72V73H89V72ZM128 71V72H127ZM138 71H139V73H138ZM66 72H68V73H66ZM118 72H116V73H118ZM127 73V74H126ZM132 73H136L135 74V77H134V74H132ZM138 73V74H137ZM228 73V74H227ZM230 74V75H229ZM253 74V75H254ZM261 74H263V75H261ZM125 75V76H124ZM230 76L232 77V78H230ZM133 79L132 80V83H129V82H131V80L130 79ZM136 78V79H135ZM256 78V77H255ZM262 78H263V80H262ZM129 79V80H128ZM189 80V81H190ZM128 81V82H127ZM189 81H187L188 83H189ZM208 81V82H207ZM214 81H216V82H214ZM218 81H220V82H218ZM235 81H236V79H235ZM240 82V83H239ZM199 83V84H198ZM261 83H263L262 85H263V87H261V85H260V88L262 89H260L259 90V84H261ZM197 84H198V86H197ZM211 84H212V86H211ZM240 84V85H239ZM248 84H250V85H248ZM218 87H217V86ZM197 86V87H196ZM206 86V87H205ZM209 86H211V88L209 87ZM214 86H216L217 88H215ZM235 86V87H234ZM109 88H110V86H108ZM134 88H136V90L137 89H139V87H137V86H133ZM132 87V88H133ZM204 87V88H203ZM108 88V89H109ZM129 88H130V85L128 86V89L127 90H129ZM179 88V87H178ZM248 88H249V90H248ZM250 88H251V90H250ZM253 88H255V89H253ZM154 89V88H153ZM199 89H201V90H199ZM210 89V90H209ZM252 89L255 91H253L254 93H255V95H253L252 93ZM221 90V91H220ZM185 91V92H184ZM213 91H214V93H213ZM231 91L233 92V93H231ZM239 91V92H238ZM249 91H251V93L249 92ZM224 92V93H223ZM227 92V93H226ZM236 92V93H235ZM258 92H259V95H258V97L260 96V95H262L260 98H261V100H260V98H256L255 96H257V94H258ZM202 93H203V95H202ZM212 93L213 94H215V95H213V97L211 96L212 95ZM241 93V94H240ZM243 93V94H242ZM263 93V94H262ZM197 94H199V97H198V95ZM252 96H251V95ZM181 95V96H180ZM202 95V96H201ZM207 95H209V96H207ZM224 95V96H223ZM234 97H236V98H234ZM241 95L243 96V97H241ZM190 97V98H188V100H187V97ZM204 96H205V99L204 100H206V102H205V104H202L200 101L204 98ZM241 98H240V97ZM193 97V98H192ZM201 99L200 101H198V99ZM202 97V98H201ZM207 97V98H206ZM210 97L213 99H210ZM230 97V98H229ZM253 97H254V99H253ZM180 98H181V100H180ZM184 100H183V99ZM197 100H196V99ZM225 98L227 99V100H225ZM237 98H240L239 100L240 101H238V99ZM243 98H244V100H243ZM190 99V100H189ZM192 99H194L193 101H195L196 100V102H194V104H192L191 102H193L192 101ZM222 99L223 100H225V101H222ZM231 99V100H230ZM235 99V100H234ZM242 99V100H241ZM263 99V100H262ZM19 102H23L25 99L23 98V97H21V98H19L18 97V99H17ZM22 100V101H21ZM136 100H137V102H136ZM138 100H140L142 103H141V106H142V108H141V106L139 107V105H140V101H138ZM143 100H145L144 98H136L135 100H134V103H135V105L137 104L138 105V102H139V105L137 106L136 105V107H137V112L135 113L139 118H140V115H141V113H140V109H143L142 110V116L141 117H144L143 119L145 120V122H147V124L149 125V124H153V120H155L156 121V119H157V121H158V116H159V120H164L163 121V123H165L166 125L167 124H170V123H174L173 121H172V119L171 118H173V113L172 112H174V114H175V111H173V107L172 106H168V104H167V102H170L171 103V101H166V104H164V102H160L159 100H155V99H153V98H151L150 100L151 101H147V102H149L150 104H156L157 103V101L158 102H160L159 104L157 103L156 104V106H155V108H156V110H154L153 108H151V109H153L155 112H154V114H156L157 113V115H153V112H149V113H147V114H151L152 116H157L156 118L155 117H152V116H150V117H152V118H155V119H152V118H149L147 115H146V113H144V108H143V106L144 105H146V104H149V103H146L145 104V102L143 101ZM155 100V101H154ZM183 100V101H182ZM216 100V101H215ZM184 102V103H182V102ZM191 101V102H190ZM186 102V103H185ZM189 102V103H188ZM198 102H200L199 103V105H198ZM208 102V103H207ZM209 102H210V104H209ZM218 102H221V103H218ZM227 104H226V103ZM161 103H163L162 105H161ZM223 103V104H222ZM225 103V104H224ZM236 103V105H234L233 106V104H235ZM242 103L243 104H247L246 106H244L243 105V107H242ZM206 104H209L208 105V108L206 107V108H203V107H205L206 106ZM255 104V105H254ZM157 105H159V107L160 106H162L163 107V105H164V107H165V105H166V107L164 108V109H166L167 108V110H164V113H163V110H160V109H162V108H159V107H157ZM190 105V106H189ZM194 107H193V106ZM196 105V106H195ZM202 105H205V106H202ZM227 105V106H226ZM241 105V106H240ZM150 106V105H149ZM152 106V105H151ZM168 106V107H167ZM182 106V107H184V109L182 108H180V107ZM213 108H212V107ZM232 106V107H231ZM25 107V106H24ZM23 107V108H24ZM199 107H202V108H199ZM233 107H234V109H233ZM235 107H237V108H235ZM244 107H246L245 109V112H244V110H243V108ZM261 107V108H260ZM22 108V109H23ZM221 108H222V110H221ZM233 110H232V109ZM258 108V109H257ZM139 109V110H138ZM174 109H176V108H174ZM217 109V110H216ZM230 111H229V110ZM237 109L238 110H240V111H238V113H237ZM251 109V110H250ZM259 109H261L262 111H259ZM2 110V111H1ZM176 110V111H177ZM191 110V111H190ZM235 110V111H234ZM241 110H243V111H241ZM247 110H249V112L247 111ZM256 110H258V111H256ZM5 111H7L8 112V110H5L4 109V107H2L1 109H0V115L2 116V117H0V119L1 118H5L6 120L7 119H9V117L8 116H10V113L8 114L7 112L5 113ZM11 111V110H10ZM157 111V112H156ZM168 111V112H167ZM169 111H170V116H169ZM252 111V112H251ZM3 112L5 113V114H3ZM13 112V111H12ZM11 112V113H12ZM21 112V111H20ZM23 112V111H22ZM21 112V114H11V116L13 115V117H17V119H16V122H18L19 123V125H21V126H19V128L21 127V129H23L24 131H25V134H27L28 136H29V134L30 133H28V131L30 132L31 130H28V129H25V126H22V121H23V118H24V113H22ZM161 114H160V113ZM166 112H167V114H166ZM205 112H211L212 114H214V115H212L211 113H209L210 115H208L207 113H205ZM228 112H232L231 113V115H232V117L234 118V120H233V118L231 119L230 118V113H228ZM234 112H235V114H234ZM248 113V115H247V113ZM14 113V112H13ZM8 114V115H7ZM23 114V115H22ZM140 114V115H139ZM158 114H160V115H158ZM220 114V115H219ZM230 116H229V115ZM238 114V115H237ZM243 114H246V116L245 115H243ZM251 116H253V118L252 117H250V115ZM258 114H259V116H260V114H262L260 117L258 116ZM163 116V119H161L162 118V116ZM168 115L169 116V119H167V117L166 116ZM223 115H225V117L223 116ZM228 117H227V116ZM234 115V116H233ZM10 116V117H11ZM165 116V117H164ZM219 116V117H218ZM240 116V117H239ZM243 116H245V117H243V119H242V117ZM12 117V118H13ZM57 117V121H55L56 123L58 122V120L60 121V119H58L59 117L58 116H56ZM161 117V118H160ZM171 117V118H170ZM214 117V118H213ZM256 117V118H255ZM258 117V118H257ZM18 118H20V120L18 119ZM213 118V119H212ZM230 119V121L229 120H227V119ZM249 118V119H248ZM142 118H140V120H141ZM187 119V120H186ZM211 119V120H210ZM219 119V120H218ZM225 119V120H224ZM240 119V120H239ZM242 119V120H241ZM246 119V121H244ZM250 119H251V121H250ZM256 121H254V120ZM258 119V120H257ZM259 119H260V121H259ZM2 121H3V119H1ZM0 120V121H1ZM67 120V119H66ZM65 120V121H66ZM143 120V121H144ZM65 121H60V123L62 124V122L63 123H65ZM152 121V122H151ZM170 121H172V122H170ZM175 121V120H174ZM209 121H210V123L212 122L213 124L211 125L210 123H209ZM252 122V123H250V122ZM67 122L68 121H66V123L64 124L65 126H66V124H67ZM167 122V123H166ZM21 123V124H20ZM52 123V122H51ZM59 123V122H58ZM57 123V124H58ZM159 123H160V121H159ZM184 123V124H183ZM203 123V124H202ZM246 123H247V125H248V127H247V129H246ZM261 123V124H262ZM68 124H69V122H68ZM67 124V125H68ZM146 124V123H145ZM160 124H162V122L160 123ZM231 124V125H230ZM236 124V125H235ZM245 124V125H244ZM251 124V125H250ZM255 124V125H254ZM163 126L164 128H166V129H169V128H167V127H169V125H167V126ZM204 125V126H203ZM254 125V126H253ZM262 125H264V124H262ZM124 127H128V126H126L125 125V123H124V125H123ZM171 127H172V129L173 128H175V125L173 124V125H170ZM223 128L222 130H221V127ZM231 126V127H230ZM242 126V127H241ZM151 127V126H150ZM178 127V128H179ZM190 127V128H189ZM234 127V128H233ZM139 129H140V127H138ZM138 128H133L132 130H130L129 129V127L127 128V131H129V134L132 136L133 134H137V133H139V132H142L143 130H142V128L139 130ZM145 129L144 130H148L146 127H144ZM240 128H241V133H240ZM252 129V130H250V129ZM138 129V130H137ZM150 129V128H149ZM180 129V130H179ZM178 129V133L180 134V135H182V136H186V134H184V131L182 130L181 131V128H179ZM182 129H184L185 130V128L183 127ZM228 129H230L229 131H228ZM238 129V130H237ZM246 131L245 133H244V142H243V140L242 141H240L241 139H243L242 138V136H241V134L243 133V131L244 130ZM249 129V130H248ZM28 130V131H27ZM137 130V131H136ZM151 130H153V129H151ZM170 130H171V128H170ZM225 130H227L228 132H232V134L231 133H228L227 135H226V131ZM235 130H236V132H238V133H236L235 132ZM2 131V132H1ZM27 131V132H26ZM131 131H133V132H131ZM136 131V132H135ZM248 131H253L252 132V134L250 133V132H248ZM183 132V133H182ZM3 134L4 135V133H3V130H2V128H1V126H0V134ZM133 133V134H132ZM182 133V134H181ZM236 133V134H235ZM240 133V134H239ZM249 133L251 134V136L250 137H252V139H253V141H252V139L251 138H249V139H251L250 141H249V139H248V137L246 136V135H249ZM0 135V139L1 140H5V138H4V136L3 135ZM178 134V137L180 136ZM239 136H238V135ZM32 135V134H31ZM238 137H237V136ZM243 135V134H242ZM253 135V136H252ZM257 135V134H256ZM3 136V137H2ZM235 137V138H233V137ZM264 136V135H263ZM2 137V138H1ZM232 137V138H231ZM236 137H237V139H236ZM240 137V138H239ZM65 138V137H64ZM180 138V137H179ZM240 139V140H239ZM64 140V139H63ZM66 140H68L67 139V137H66ZM238 140H239V142H238ZM238 142V143H237ZM230 144V145H229ZM258 144V145H257ZM261 144V145H260ZM242 145H243V147H242ZM114 146V147H113ZM113 146H111L110 148V150L109 151H111L110 153H113V152H115L116 151V149H117V147L115 146V145H113ZM248 146V147H247ZM113 147V148H112ZM221 148V147H220ZM229 148V149H228ZM115 149V150H114ZM119 149V148H118ZM230 149H232V150H230ZM112 150H114V151H112ZM183 150H186V151H182L184 154H182V153H180V154H182L183 156H188L190 153L189 152H187V148H184ZM222 150H223V152H222ZM237 152H236V151ZM190 151V150H189ZM231 152V153H233V151H234V155L232 154V156H231V153H229V152ZM109 153V152H108ZM191 153H192V151H191ZM220 153V154H221ZM227 155H226V154ZM239 153V154H238ZM194 153H192V155H193ZM224 154H225V156H224ZM242 154V155H241ZM230 156V157H229ZM224 157H227V158H224ZM241 158V159H240ZM237 159V160H236ZM260 161H261V163H260ZM227 163V164H226ZM263 163V164H262ZM230 164L231 165H233V166H230ZM255 164V165H254ZM242 165V166H241ZM254 166V168H252L253 166ZM237 166V167H236ZM241 166V167H240ZM256 166V167H255ZM234 167H236V168H234ZM239 168V169H238ZM138 169V168H137ZM233 169V170H232ZM234 169H235V171H234ZM136 170V169H135ZM133 171V172H135L136 174H139V171L138 170H136V171ZM240 170H242L241 172H240ZM132 172V173H133ZM239 172V173H238ZM243 172V173H242ZM262 172H263V174H262ZM241 173V174H240ZM244 174V175H243ZM216 181V180H215ZM188 182H189V180H188ZM195 183V182H194ZM237 183H238V186H239V188H238V186H237ZM193 183H191V185H192ZM210 185H212V186H214V187H212V186H210ZM223 185V186H222ZM226 185V186H225ZM40 186H41V184H40ZM189 186V187H188ZM200 186V187H199ZM210 186V187H209ZM218 186V187H217ZM41 187H44V186H41ZM47 187H49V186H47ZM47 187H46V190H47ZM196 188V190H195V188ZM29 187H26L25 185H14V184H6V185H1L0 184V191L2 192V190L3 189H5V190H9V189H16V190H18V191H22V190H26V189H28ZM192 188V189H191ZM229 188V189H228ZM237 188V189H236ZM34 189V191H38V192H44V191H46L44 188H39V187H35V188H30V190H33ZM188 189V190H187ZM227 189H228V191H227ZM237 191H236V190ZM48 190L49 191H54V187L53 186H51V187H49L48 188ZM185 190V191H184ZM211 190V191H210ZM215 190V191H214ZM226 190V191H225ZM183 191V192H182ZM229 191H231V192H229ZM1 192H0V214H3V213H5V210H7V209H10L13 205H12V203H13V201H15V197L14 196H8V198H6V197H2V195H1ZM199 192V193H198ZM218 192V193H217ZM175 193V194H174ZM201 193H202V195H201ZM227 193V194H226ZM24 194H27L28 195V193H24ZM188 194V195H187ZM218 194V195H217ZM39 195H41V194H39ZM43 195V194H42ZM208 195V196H207ZM222 195V196H221ZM232 195H234V196H232ZM44 196V195H43ZM166 196V197H165ZM175 196V197H174ZM35 197V196H34ZM66 199H65V198ZM230 197V198H229ZM79 198L81 199V197H74V195H68L67 193L65 194V196H63V198L61 197V199H59V198H57V197H55V198H53V196H51L50 194H45V196L44 197H40V196H37V197H35V198H33V199H31L30 200V202L28 203V205H27V207L28 208H30V207H33V206H37V207H48L49 209H51V208H54V207H57V204L59 203V202H63V201H59V200H62V199H64V201H65V203L64 204H62L63 206L64 205H66V203H67V205H69V204H72V202H75V201H77L78 203H79ZM170 198V199H169ZM178 198V199H177ZM226 198V199H225ZM168 199V200H167ZM173 199V200H172ZM174 200H176V202L174 201ZM80 201H82L83 203H85L83 206L85 207V205H86V209H87V211H85V212H87V213H90L92 210H93V208L94 207H96V206H98L99 204L98 203H100V202H97V201H95V200H86V199H84V198H82ZM178 201V202H177ZM165 202V203H166ZM227 202H228V204H227ZM142 203H143V207L142 208H146V201H143L142 200ZM231 203V204H230ZM149 204V203H148ZM107 205V204H106ZM142 205V204H141ZM61 206V205H60ZM63 206H61L60 208H59V212H61V213H63V211L65 210V209H63L62 207ZM94 206V207H93ZM137 206V205H136ZM149 206V205H148ZM147 206V207H148ZM151 206V208L149 207V208H146V210H147V214H151V213H154L155 212V214L158 212H156V211H154V209L152 208V204L150 205ZM236 206V207H235ZM67 207V206H66ZM182 207V208H181ZM231 207V208H230ZM233 207V208H232ZM27 208V209H28ZM62 208V209H61ZM66 209H68V208H66ZM85 209V210H86ZM263 209V210H262ZM89 210V211H88ZM152 210V211H151ZM261 214H260V213ZM188 213V214H187ZM255 213V214H254ZM259 213V214H258ZM160 214V213H159ZM158 215V214H157ZM161 215V214H160ZM160 215H159V218H160ZM191 215V216H190ZM174 216V217H173ZM1 217H3V215H1L0 216V218ZM151 217V216H150ZM156 217V216H155ZM178 217V218H177ZM246 217H247V219H246ZM254 217V218H253ZM255 217H257L256 219H255ZM262 217V218H261ZM159 218L158 217H156V219L157 220H154V221H158L159 220ZM164 218H160L161 219V221H162V219H164ZM165 218V219H166ZM259 218V219H258ZM2 219V218H1ZM150 219H152V218H150ZM153 219H154V217H153ZM152 219V220H153ZM251 219H252V221L253 222H251ZM5 219H3L2 220V222L4 221ZM172 220V219H171ZM175 220H178L177 222L175 221ZM211 220V221H210ZM244 220L246 221V223L244 222ZM250 220V221H249ZM261 220H263L262 222H261ZM164 221V220H163ZM182 221V222H181ZM209 221V222H208ZM212 221H213V226L210 224V222L212 223ZM248 221H249V223H248ZM2 222H0V225H1V223ZM170 222V223H169ZM235 222V223H234ZM251 222V223H250ZM3 223H5V222H3ZM169 223V224H168ZM178 223V224H177ZM233 223V224H232ZM262 223H263V225H262ZM175 224V225H174ZM207 224V225H206ZM228 224H231V225H228ZM234 224H235V226L236 227H234ZM237 224V225H236ZM245 224V225H244ZM251 224H253L252 226H254V227H252L251 229H250V227L249 226H251ZM2 225H4L5 226V224H2ZM220 225V226H219ZM261 225H262V228H261ZM177 226V228H174V227H176ZM179 226V227H178ZM206 226H209V228L207 227V228H205ZM219 226V227H218ZM226 226V227H225ZM233 226V227H232ZM238 226V227H237ZM255 226H256V228H255ZM201 227H203V228H201ZM227 229L228 228V230H226L225 228ZM247 227H249V228H247ZM134 228V227H133ZM218 228H219V231H217L218 230ZM222 228V229H221ZM256 230H255V229ZM259 228V229H258ZM136 231L137 230H139L140 228H134ZM223 229H224V232H223ZM231 229H232V232H234V230L236 231H238V232H236V234H238L239 236L241 235V237L242 238H244V239H246V240H248V243L247 242H245V243H243V244H241L240 246H237L236 244H234L233 245V241H232V239H229L230 238V234H229V232H231ZM133 230V229H132ZM135 230H133L132 232H131V234H133V235H135ZM208 230H209V240H210V242H212V241H214V239H215V241L213 242V243H208V241L206 242V240L205 239H203V238H205L204 236L206 235H208ZM221 230V231H220ZM119 232H116L117 233V236L119 235V236H121V237H119L118 238V240H117V245L115 246V245H110V244H106L105 246H104V248H102V249H100L99 251L98 250H96V251H98L97 253H99V254H103V256L104 255H106L105 257H103L104 258V261H106L107 259V261H110L109 262V264L111 263V261H113V259L115 258V257H117L116 259H114V261L115 260H117V261H120V262H122V260L123 259H125L124 257H125V254H124V248L122 247L123 245L120 243V242H122V241H124V235H126V231H124L123 229H121V230H118ZM164 231H166L165 230V228H163V230H162V232H164ZM178 231V232H177ZM192 231V232H191ZM215 231H216V233H215ZM256 231H257V233H256ZM263 231V232H262ZM107 232V231H106ZM120 232H121V234H120ZM124 234H123V233ZM167 232V233H168ZM181 232V233H180ZM219 232V233H218ZM220 232H222V233H220ZM119 233V234H118ZM168 233V234H169ZM174 233V234H173ZM214 235H213V234ZM136 234H137V232H136ZM172 234H173V236H174V238H173V236H172ZM200 234H203L204 236H202V235H200ZM229 234V235H228ZM164 235V233L163 234H161V236H163ZM184 235H179L180 237H184L185 238V236ZM194 235H196L195 237V239H196V241H195V239H193L194 238ZM202 236L203 238V240L201 239V237H199V236ZM225 235H227L228 237H226ZM257 235H258V237H257ZM156 236V235H155ZM197 236L199 237V238H197ZM137 237H138V235L135 237V238H133L134 240L135 239H137ZM156 237H158V236H156ZM207 237V238H208ZM260 237V238H259ZM140 238V236L138 237V239ZM217 238V239H216ZM226 238H228L227 240H226ZM123 239V240H122ZM137 239V244H136V248L135 249H138V245H139V240ZM201 239V241L205 244V248L204 249H207L206 248V246H207V244L206 243H208V245H210V244H215L216 243V245H210L211 247L210 248H208L209 250H211V248L213 249V250H211V252L209 253V256H208V252L206 253L207 254V256L205 255L204 256V251L202 252V244L201 243H199V240ZM212 239V240H211ZM252 239V241H250V240ZM172 240V242H170ZM197 240H198V242H197ZM205 240V241H204ZM232 241L233 243H231V242H228V241ZM173 241H175L174 243H173ZM194 241H195V243H194ZM56 242V241H55ZM54 241L52 242V241H50V242H41L36 248H34V246H33V248L32 249H30V251H28L29 253H31L32 252V254H30L29 255V253H27V255H29L31 258L30 259H32V260H34V262H33V264L35 263H37V264H102V263H99V262H97V261H99V260H95V259H97V258H95V256L96 257H98V254L97 255H95L94 256V254H95V251H93V252H89V254H88V249L86 248V247H77V246H75V245H73V244H70V245H65V247H63V246H61L62 245V243L60 242L59 244H57V243H55ZM251 242V243H250ZM171 243H173L174 244V246H171ZM250 243V244H249ZM262 243H263V245H262ZM61 244V245H60ZM150 244H153L152 242L150 243ZM170 245V246H167V245ZM172 244V245H173ZM229 244V245H228ZM230 244H232V245H230ZM121 245V246H120ZM177 245V246H176ZM227 245H228V248H227ZM248 245V246H247ZM253 247V250L255 249V253H257L256 255H257V257H255V256H253L254 257V259L253 258H249V260H246V262L248 261L249 263H246L243 259H246V258H242V256L243 257H246V253H244L243 251H246V248H245V246H247V248H252L251 246ZM260 247H259V246ZM250 246V247H249ZM175 247V248H174ZM194 247H196L195 249L196 250H199V251H201V254H200V252H196L195 250H193V248ZM209 247V246H208ZM234 247H235V249H234ZM238 247H239V249H238ZM240 247H242V248H240ZM255 247V248H254ZM261 248V249H260ZM124 249V250H123ZM175 249H177V250H175ZM187 249H189V250H187ZM234 251H233V250ZM236 249H238V250H240V252L238 251H235ZM32 250V251H31ZM103 250V251H102ZM232 250V251H231ZM249 249H247V251H248ZM171 253H170V252ZM177 251V252H176ZM206 251V250H205ZM226 251V252H225ZM229 253H231L232 254V257L230 258V256H231V254H229ZM39 252H41V254H39ZM105 252V253H104ZM225 253V255H224V253ZM235 252H237L239 255L240 254H242V256L240 257L237 253H235ZM242 252V253H241ZM135 253H137V252H135ZM212 253H214V254H212ZM235 253V254H234ZM248 253V252H247ZM171 254V256H176V258H173L172 257V259L170 258V255ZM0 255H2L1 253H0ZM42 255V256H41ZM211 255V256H210ZM259 255V256H258ZM4 257H5V255H3ZM29 256L28 257H26V259L28 258L29 259ZM32 256H34V257H32ZM123 256V257H122ZM234 256V257H233ZM237 256V257H236ZM10 257V256H9ZM8 257V258H9ZM20 256H18V258H19ZM227 257H229L230 258V260H228L229 258H227ZM239 257V258H238ZM259 257V258H258ZM5 258H7V256L5 257ZM5 258H2V256H1V260L2 261H0V264H12L13 263V261H14V259L16 258V256L14 257V259H12V256H11V258H10V260L9 259H5ZM22 258H23V256H22ZM98 258H101L102 259V255H99V257ZM113 258V259H112ZM165 258H167V259H165ZM232 258H234V259H232ZM242 258V259H241ZM20 259V261H22V260H24V259H22L21 260V257L19 258ZM19 259L18 260H16V261H18L17 263L19 264V263H22V264H24V261H22V262H19ZM25 259V260H26ZM27 259V260H28ZM30 259H29V261H30ZM163 259H165L164 261H163ZM232 259V260H231ZM248 259V258H247ZM259 259V260H258ZM11 260H12V262H11ZM26 260V261H27ZM169 260H171V263L169 262ZM235 260H237V261H235ZM252 260V261H251ZM255 260V261H254ZM16 261L14 262V264H17L16 263ZM25 261V262H26ZM58 261H59V263H58ZM124 261V260H123ZM155 261V262H156ZM176 263H175V262ZM245 263H244V262ZM30 263H31V261H30ZM105 263H107V262H105ZM25 264H27V262L25 263Z\"/></svg>",
  "mask_w": 264,
  "mask_h": 264
}]
</instances>
